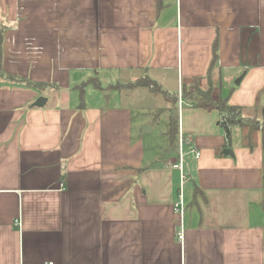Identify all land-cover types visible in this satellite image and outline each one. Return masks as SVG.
I'll list each match as a JSON object with an SVG mask.
<instances>
[{"label": "crops", "instance_id": "crops-1", "mask_svg": "<svg viewBox=\"0 0 264 264\" xmlns=\"http://www.w3.org/2000/svg\"><path fill=\"white\" fill-rule=\"evenodd\" d=\"M0 29V73L54 84L0 75V264H264L261 136L249 149L234 127L224 147L219 112L190 92L210 78L215 100L260 117L264 0H0ZM145 74L177 96L192 139L183 216L178 142L151 155L160 117L136 116L146 101L168 130L170 98L78 89Z\"/></svg>", "mask_w": 264, "mask_h": 264}, {"label": "trees", "instance_id": "trees-1", "mask_svg": "<svg viewBox=\"0 0 264 264\" xmlns=\"http://www.w3.org/2000/svg\"><path fill=\"white\" fill-rule=\"evenodd\" d=\"M3 30L0 29V51L3 43ZM214 60L215 63L217 56V43L214 45ZM1 76L5 77L9 81L17 82L19 84H24L27 87L45 89L48 86H53L51 83H43L32 81L23 77H15L9 74H2ZM94 84L96 88L101 90L109 89H130L137 87H146L154 93H164L166 94L172 103V108L170 110V117L168 122L167 136L172 144L178 142V112L176 108L177 96L165 90L160 83L151 78L148 75L141 76L133 81L129 82H117L111 84L108 87H102L97 78H91L78 86V89L81 93L84 91V88L87 84ZM212 81L209 78V84L206 89H202L199 83L196 81L195 84L191 87L190 92L198 93L197 106L204 108L208 111L217 110L220 114L218 125L223 131L225 144L224 147H229L232 145V133L234 127H239L242 132V145L246 148L253 149L259 143V136H261V145L264 148V108L260 111V117L254 119L252 117L246 116L244 114V107L239 105H233L228 102L227 99L215 100L212 96ZM187 93V92H185ZM262 206L264 207V200L262 201Z\"/></svg>", "mask_w": 264, "mask_h": 264}, {"label": "rangeland", "instance_id": "rangeland-1", "mask_svg": "<svg viewBox=\"0 0 264 264\" xmlns=\"http://www.w3.org/2000/svg\"><path fill=\"white\" fill-rule=\"evenodd\" d=\"M145 75H148V74H145ZM141 76H144V75H140L139 77ZM149 76V75H148ZM138 77V78H139ZM137 79V78H136ZM202 89H206L207 87H201ZM91 90V91H90ZM90 93L93 91L95 92L96 90L93 88V87H90L89 89ZM88 91V92H89ZM88 93L87 95V100L88 101H91L92 100V95ZM110 94L107 93V94H104V98L105 100H107V96H109ZM143 104L142 105H145V108H136V116L140 117V114L142 113V110L141 109H146L144 110L145 112H143L142 114H146V115H151V113H153V117H157L159 118L160 120L158 121L159 123H156V129L151 132V133H148L146 135V140L147 141V145L149 146V150H148V153H150L151 155H153L156 151L160 152V153H165L169 146V142H168V138H167V135H166V132H167V120H166V116L162 113V112H156L155 110H151L149 107L150 106H147V102L145 101H142ZM157 115V116H156Z\"/></svg>", "mask_w": 264, "mask_h": 264}, {"label": "built area", "instance_id": "built-area-1", "mask_svg": "<svg viewBox=\"0 0 264 264\" xmlns=\"http://www.w3.org/2000/svg\"><path fill=\"white\" fill-rule=\"evenodd\" d=\"M192 144V139L187 138L184 136L182 132L179 131L178 133V161L174 164V168L178 169L181 172V184L179 188V193H178V198L177 201L175 202V210L178 212L181 216L184 215L185 209H186V204H185V197H184V182L186 179V175L184 173V160H185V145H191ZM191 151L194 153V156L196 158H199L201 153L200 151L192 148ZM18 223V222H16ZM179 237L182 239L183 238V231L180 232ZM264 255V251H263ZM44 264H54V262H47Z\"/></svg>", "mask_w": 264, "mask_h": 264}, {"label": "water", "instance_id": "water-1", "mask_svg": "<svg viewBox=\"0 0 264 264\" xmlns=\"http://www.w3.org/2000/svg\"><path fill=\"white\" fill-rule=\"evenodd\" d=\"M238 81H240V80H238ZM45 103H46V98L45 97H39L36 100V102L34 103V106H40V107H42V106L45 105ZM225 153H231L232 154V150L225 149Z\"/></svg>", "mask_w": 264, "mask_h": 264}]
</instances>
